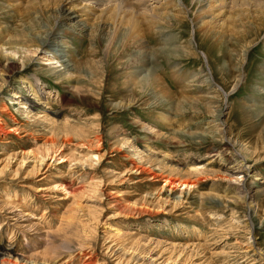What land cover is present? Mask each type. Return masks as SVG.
I'll return each instance as SVG.
<instances>
[{"label":"rangeland","instance_id":"obj_1","mask_svg":"<svg viewBox=\"0 0 264 264\" xmlns=\"http://www.w3.org/2000/svg\"><path fill=\"white\" fill-rule=\"evenodd\" d=\"M63 1L0 0V41ZM147 1L65 28L74 80L0 48V264H264V0Z\"/></svg>","mask_w":264,"mask_h":264},{"label":"bare ground","instance_id":"obj_2","mask_svg":"<svg viewBox=\"0 0 264 264\" xmlns=\"http://www.w3.org/2000/svg\"><path fill=\"white\" fill-rule=\"evenodd\" d=\"M19 1H20V3L17 4L18 6H20L22 0H14V2H19ZM82 1H85V2L88 1V2L85 3L83 6H81L80 4H81ZM89 1L91 3H89ZM149 1L154 2V4H159L162 0H149ZM235 1L234 0H203L202 2L203 3L205 2L204 6L207 8V10L205 11V13L207 14V17H211V16H213V12L214 13L218 12L219 16L223 15L225 13V11H224L226 9L225 7L228 6V5L231 6L233 4V2H235ZM147 2H148L147 0H138L137 4H139L138 5L139 7H143L144 4L146 6ZM106 3L109 4L108 6H106L107 8H105V6H103L106 10L101 9L102 10V12H101L102 15L99 13L100 16H102V19L103 20H105V19L107 20L108 19V20H111L113 23H115L116 24L115 25L116 26V30L118 29L117 31H119V32H120V30H122V31L125 30L127 32L129 31L128 33H130L132 35L138 33L139 30H140V27L138 25L140 23L139 20L142 19V18L146 19V17L148 18L150 16V13H151L150 10H146L145 9V11H148V16L147 15L145 16L144 9H143V13H138V12L134 11L133 7H136L137 4H136V6H134V4H132L133 5L132 6V5L128 4V3H126V0H64L61 3L60 7L50 9L49 13L47 11L48 14L45 13L44 11H43V13H41V11L44 10V8L42 7L43 5H37V6L30 5L28 7L26 6V8H25L26 9V12H25L26 15L24 14V16H22L21 18H22L23 21H25V19H26L27 21H29V23H32L33 24V28L27 27L28 25H26V24L25 25L22 24V26L20 27V28H22V29H20L21 32L18 33L17 35H14V33H13V35L6 34V35H3L1 37V41H0L1 51H2V53L4 55L10 56V58L8 59L6 72L9 75H11L14 72L19 71L21 69L22 66L18 63V61H16V59L17 58H19L18 60L22 59L23 55L26 54V52H29V46H27L26 41H27V39H31L33 41V43H34L33 47H35L37 50L38 49H42L43 50L42 53H44L45 56L51 57L50 58V64H49L50 66H52L49 69L50 76L54 75V77H57L58 75L62 74L63 78L65 79V81H68L70 79L74 80V77H77V75L79 73H81V72H79V68L77 67L78 65L75 66L74 64H72V62H71L72 60L71 61L69 60L70 59L69 58V53L67 51V48H69V47H68V45H66L67 42H66V40L63 37L66 34L63 31L65 30L66 27H69V28H72V29L77 28L78 27L77 24L79 22L80 23H84V24H88L90 19L92 21V16L95 15L93 13L94 10H95L93 4H95V5L96 4H98V5H106ZM123 5L125 6V8H123ZM127 5H128V7H127ZM45 7H47V5ZM36 8H38V11H37ZM46 9H48V8H46ZM123 9H125V10L128 9L127 11H124L125 14H124V12L122 13ZM129 9H131L130 12H129ZM136 9L138 10V7H136ZM63 11H66V12L70 11L71 15H73V17L72 18H70V17L69 18H64V16H62V14H61ZM152 11H153L152 13H154V10H152ZM39 12L41 13V15H35V14H37ZM157 14H158V12L156 13V15ZM206 14H204V15H206ZM108 15H109V17H108ZM156 15H153V18ZM46 18H47V20H46ZM98 18H100V17H98ZM213 18H215V16H213ZM31 20H33V21H31ZM148 20H150V19H148ZM106 22H108V24H109L110 21H106ZM106 22H104V23H106ZM203 26H204V24H203ZM35 27L37 28V30L35 29ZM138 27H139V30H138ZM56 28H60V31H61L60 34H56V33L54 34V30ZM80 31H82V29H80ZM79 33L80 34H78V35H81V32H79ZM53 35H54V37H53ZM143 63H144V65L142 66V68L144 66L148 65V61H146V60ZM54 65H57V66L55 67ZM142 68H141V71L143 70ZM63 83L65 84V82H63ZM32 95H33L32 96L33 100L37 99V98L40 99V96L37 95L36 92H34ZM38 104H40V103H38ZM2 112L4 114H7V106L6 105H5L4 110ZM46 119L48 120V118H46ZM16 129H17L16 132L18 133V130H20V128H16ZM16 129H14V130H16ZM1 130H2V128L0 126V131ZM0 133H2V132H0ZM19 135H20V132H19ZM50 143L53 144L54 141L52 139L51 140L48 139V141H45V145H48ZM65 158L66 157H62V160L64 161ZM135 168H136V170H138V171H140L142 173L143 170L141 168H139L138 166H136ZM151 177H153V179L159 178V177H157L155 175H152V174H151ZM166 185H168V186H171V185L172 186H176V185H178L179 186V183L171 181L169 179V181H166ZM189 185H193V184L192 183L188 184V182H187L186 184H182L180 186H185V188H186ZM66 191H69V189L67 188ZM72 192H77V191H75V190L72 191L71 190L69 193H72ZM11 251L12 250H10V249H5V252H6L5 254H6L7 260L10 261V263H12L14 260L15 261H19L18 258L12 256ZM8 261L5 260V262H8ZM15 261H14V263H16ZM89 261L90 260L88 258V262ZM25 262H27V261L25 260ZM33 264H35V263H33ZM87 264H92V263H87Z\"/></svg>","mask_w":264,"mask_h":264}]
</instances>
